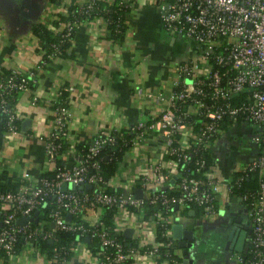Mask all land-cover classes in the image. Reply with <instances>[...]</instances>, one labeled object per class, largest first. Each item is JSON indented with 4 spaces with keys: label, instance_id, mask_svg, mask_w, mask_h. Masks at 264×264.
Wrapping results in <instances>:
<instances>
[{
    "label": "built area",
    "instance_id": "1",
    "mask_svg": "<svg viewBox=\"0 0 264 264\" xmlns=\"http://www.w3.org/2000/svg\"><path fill=\"white\" fill-rule=\"evenodd\" d=\"M80 1V9L85 12L93 8L95 0ZM149 1L158 9L169 34L190 38L199 47L195 58L178 64L160 113L132 124L126 131L131 134L127 150L133 157L139 156L136 148L147 133L161 138L165 157L148 159L143 171L122 174L124 154L118 171L105 180L99 163L102 148L125 138L124 132L100 128L85 150L79 149L78 157L67 163L65 148L77 146L67 143L68 109L56 100L51 129L39 136L44 141L46 161L53 166L51 173L21 183L15 191H0V253L5 258L15 255L20 238L22 244L40 252L39 239L53 242L57 232L75 231L98 240L99 249L91 251L97 264H180L173 224L182 223L190 216L188 211L216 215L221 204L234 197L247 208L251 232L247 246L236 254L232 264H264V0ZM118 3L131 5L132 0ZM94 19L105 25L108 22L100 15ZM82 21L77 17L59 21L62 37L69 36ZM120 32L116 20L114 33ZM57 52L48 57L52 59ZM45 62L42 58L38 66ZM36 71L12 69L6 78H0V109L5 115L6 134L19 131V115L15 105L9 104L7 93L29 88V83L36 81ZM157 98L164 99L161 95ZM223 119L230 120L232 126L256 127L252 141L258 151L238 171L234 184L248 180L251 173L255 182L238 192L231 191L233 183L217 175L215 159L207 162L203 154H198L207 148L211 152ZM63 184H67L64 189ZM88 184L90 187H86ZM136 188L142 189L141 196L135 195ZM146 205L160 208L147 213ZM44 207L41 217L39 210ZM105 208L114 209L112 227L102 222ZM20 216L27 220L17 223ZM128 227L132 234L125 237L131 240L126 244L116 232ZM43 254L51 264L57 250L53 247L51 258Z\"/></svg>",
    "mask_w": 264,
    "mask_h": 264
},
{
    "label": "crops",
    "instance_id": "2",
    "mask_svg": "<svg viewBox=\"0 0 264 264\" xmlns=\"http://www.w3.org/2000/svg\"><path fill=\"white\" fill-rule=\"evenodd\" d=\"M68 1L0 0V70H37L36 82L17 92L19 131L6 134L0 121V173L20 184L34 182L53 167L39 136L51 129L56 100L62 99L68 109L67 143L77 146L65 148L70 163L78 157V145L89 143L98 129L126 132L132 124L156 117L166 104L178 64L199 50L192 40L164 29L149 0H132L122 38H110L99 19L85 20L72 35L68 55L38 66L43 51L33 28L44 23L53 30V18L67 14ZM218 139V150L230 146L226 135ZM164 150L161 138L147 133L136 148L137 158L125 152L120 171H143L148 159L165 157ZM43 253L22 244L12 257L0 256V264H49ZM68 264L97 263L84 242L73 247Z\"/></svg>",
    "mask_w": 264,
    "mask_h": 264
},
{
    "label": "trees",
    "instance_id": "3",
    "mask_svg": "<svg viewBox=\"0 0 264 264\" xmlns=\"http://www.w3.org/2000/svg\"><path fill=\"white\" fill-rule=\"evenodd\" d=\"M119 0H95L93 3V8L88 11H81L80 9V0H69L67 6V14L58 13L52 20V24L54 25V29L51 30L44 23H37L33 28V33L38 41V48L43 51L42 58L46 61H49L48 54L55 52L57 50V55H68L69 45L74 34L76 28H73L69 34V36L62 37V31L58 29V23L61 20H72L77 17L80 20H92L96 15L103 16L106 21V28L108 31V35L112 39H120L124 35L126 22L128 20V14L130 11V4H121L118 3ZM116 20L118 24L121 26V32L119 34L114 33V26L116 24ZM56 28V30H55ZM47 62H45L46 64ZM9 69H1L0 70V78H6L9 74ZM36 82V81H35ZM35 82H30L29 87H31ZM17 91H11L7 93L8 102L10 105H15L16 102ZM62 102V99L59 100ZM65 103V102H63ZM5 120V115L0 109V121L3 126V121ZM239 122V121H238ZM232 122L227 119H223L219 122V133L228 130L232 126ZM124 140H117L116 144L107 145L102 148L101 151V159H100V171L105 180L109 179L115 172L118 171L119 164L123 160L124 154L127 148L130 145V136L131 134L128 132L123 133ZM80 151H84L86 145H78ZM65 145H63L60 151H63ZM203 154L206 158L207 162H214V158L212 153L210 152V148L204 149L202 152H198V154ZM197 154V156H199ZM58 163L62 164V159L58 157ZM51 171L45 173L50 174ZM239 172H234L230 179V182L233 183L231 188L232 192H238L245 185H254L255 176L254 174H250L249 179H243L239 185L234 184L236 179L238 178ZM20 185V181L17 179L11 178L5 172L0 173V191H15ZM108 189V188H107ZM109 190V189H108ZM169 192H172L170 188L167 189ZM160 208L159 205H146V212H151L152 210ZM45 207L39 210V215L44 217L42 210ZM113 217H114V209L113 208H105L102 215V222L104 225L112 227L113 226ZM34 221V220H33ZM116 236L118 239L122 240L124 243L128 244L131 240L126 239L123 235L122 231H117ZM158 239H161L158 235ZM84 241L91 251H96L99 249L98 240L96 238L86 239V236H81L75 231H59L56 233L53 242L47 239H39L37 244L40 251L44 252L47 257H52L53 247L57 250V255L55 256V260L51 262V264H68L64 262H68L71 255L72 250L71 247L77 244L78 242ZM23 239L20 238V241L16 245V252L19 247L22 245ZM0 256L5 260V256L0 253Z\"/></svg>",
    "mask_w": 264,
    "mask_h": 264
},
{
    "label": "rangeland",
    "instance_id": "4",
    "mask_svg": "<svg viewBox=\"0 0 264 264\" xmlns=\"http://www.w3.org/2000/svg\"><path fill=\"white\" fill-rule=\"evenodd\" d=\"M188 39L191 41L190 38ZM197 53L191 55L190 58H195ZM255 130L256 127L253 124L234 125L218 134L216 141L211 146V153L216 161V171L220 178L230 181L234 172L241 170L250 158L256 156L258 148L252 141ZM220 134L226 135L230 141V146L222 147L223 150L217 149ZM237 202L238 200L232 197L227 203H222L221 208H228L227 206L231 203L233 207L239 206ZM242 214L243 220H246V213L243 212ZM228 218L227 212L220 214L218 217L217 215L206 216L198 213L190 216V222L185 221V225L193 228L195 237L192 244L183 246L185 257L193 259L195 264H205L211 259L221 263H234L235 256L227 257L225 253L229 228Z\"/></svg>",
    "mask_w": 264,
    "mask_h": 264
},
{
    "label": "flooded vegetation",
    "instance_id": "5",
    "mask_svg": "<svg viewBox=\"0 0 264 264\" xmlns=\"http://www.w3.org/2000/svg\"><path fill=\"white\" fill-rule=\"evenodd\" d=\"M230 203V202H229ZM228 203V204H229ZM239 206L233 207V204H229L227 207L228 208H220L219 211L217 212V217L220 214H224L225 212L228 213L229 218H228V232H227V244L225 248V253L227 254V257H234L236 254L242 252L245 247L247 246V242L249 240L250 236V220L247 216V208L240 202ZM243 212L246 213V220H243ZM196 215V214H194ZM198 216V215H197ZM190 216H187L186 222H190L189 220ZM199 217V216H198ZM216 219V218H215ZM185 229L191 230L189 233L186 234L187 237H185V241L183 243V246H187L189 244H192L193 239L195 237V233L193 228L187 227L186 225L184 226ZM176 245L179 248V256H180V264H182V259L187 258L184 255L183 252V246L178 245V240L176 239ZM238 248L241 249L238 251ZM191 260V264H195L193 259L188 258ZM205 264H232L231 262H218L213 259L209 260Z\"/></svg>",
    "mask_w": 264,
    "mask_h": 264
},
{
    "label": "water",
    "instance_id": "6",
    "mask_svg": "<svg viewBox=\"0 0 264 264\" xmlns=\"http://www.w3.org/2000/svg\"><path fill=\"white\" fill-rule=\"evenodd\" d=\"M66 186H67V184H63L62 188L64 189ZM86 187H90V185L88 184V185H86ZM134 193H135L136 196H141L142 189L141 188H136L134 190ZM36 213H37V210L34 211L33 215L35 216ZM187 213L190 216L195 214L194 211H188ZM66 217L69 218L70 214H67ZM30 218H32V217H30ZM26 220H27L26 216H20L19 218H17L16 221H17V223H24ZM34 220L36 221L37 218L35 217ZM172 231H173V236L178 240V245L180 247V246H183V243L185 241V237H187L186 234L189 233L191 230L185 229V227L183 226L182 223L175 222L173 224V226H172ZM131 234H132V228L128 227V228L123 230V235L126 238H130ZM86 239H89V237L87 236ZM50 242H51V240H50ZM240 250L241 249L238 248V251H240ZM182 264H191V260H189L188 258H183L182 259Z\"/></svg>",
    "mask_w": 264,
    "mask_h": 264
}]
</instances>
